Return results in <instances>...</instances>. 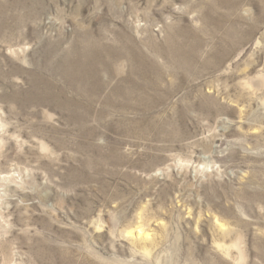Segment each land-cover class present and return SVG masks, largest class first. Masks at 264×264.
Segmentation results:
<instances>
[{
    "label": "rangeland",
    "instance_id": "1",
    "mask_svg": "<svg viewBox=\"0 0 264 264\" xmlns=\"http://www.w3.org/2000/svg\"><path fill=\"white\" fill-rule=\"evenodd\" d=\"M0 264H264V0H0Z\"/></svg>",
    "mask_w": 264,
    "mask_h": 264
}]
</instances>
